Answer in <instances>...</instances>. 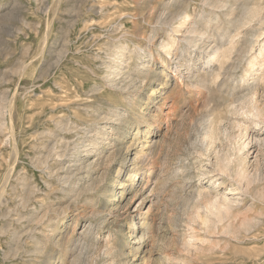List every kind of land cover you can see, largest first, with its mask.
Listing matches in <instances>:
<instances>
[{"label":"rangeland","instance_id":"rangeland-1","mask_svg":"<svg viewBox=\"0 0 264 264\" xmlns=\"http://www.w3.org/2000/svg\"><path fill=\"white\" fill-rule=\"evenodd\" d=\"M202 2L0 0V264H264V0H221L253 15L231 35L247 53L236 69L226 67L235 52L213 60L210 91L181 81L184 66L173 71L159 47L181 37L160 20L209 14ZM214 11L185 45L194 72L226 23L228 11ZM253 77L260 117L223 99ZM124 117L119 139L111 124ZM175 163L188 178H171ZM157 172L165 185L149 192Z\"/></svg>","mask_w":264,"mask_h":264},{"label":"bare ground","instance_id":"bare-ground-1","mask_svg":"<svg viewBox=\"0 0 264 264\" xmlns=\"http://www.w3.org/2000/svg\"><path fill=\"white\" fill-rule=\"evenodd\" d=\"M201 1V0H200ZM202 4L204 5H211V10H210V13L208 14V12L204 9L199 12L196 16H191L184 10H181L180 12H177L175 13L174 15H172L169 19H163V20H160L161 21V24L162 25H165L167 26L168 29H170L171 31L172 30H175L178 31L179 33H181V37L178 39L179 41H177V44L180 42V44H178L177 47H173V43H171V41H164V42H161L159 43V47H161L162 49L164 48L167 52V55L170 54L171 56H174V60H175V64H174V68H173V71H180L179 67L180 66H184V69H185V73H187L186 75L183 74L182 72H179V74L181 73L180 75V78H181V81L182 79H185L186 81H188L189 85L192 86V87H197V88H204L205 91H210V87L208 85V82L209 80H213V79H216L217 76L219 75V70L221 69L222 67V64H219V69L214 67L213 65V60L215 59H218L220 56L221 57H224L225 59H229L228 58V54H231L233 52H235V56L234 58L232 57V59L229 61V63L227 64V69H232V68H235L240 65V64H237V63H240V59L244 58L243 56L247 53V49L246 47L244 46H237L235 47L233 45V40H232V33L236 32L237 31V26L241 23L240 20L241 18H246L247 16H252L253 15V10L250 9L247 4L244 5V6H241V8H238V17H236V15L234 14V8H233V5L232 3H228V2H221V0H214V1H210V0H202ZM227 1V0H226ZM169 3V2H168ZM167 3V4H168ZM166 4V5H167ZM201 4V5H202ZM230 4V5H229ZM165 6V5H164ZM200 6V5H199ZM93 7V6H92ZM185 9V8H183ZM214 9H218V10H222L225 9L228 11V13L226 12L225 14V21L226 23H224L223 26H218L216 28H214L216 30V33H215V39H212V40H216V42L213 44L212 43H208L207 45V51L204 53L203 55V60L201 62V66H199V70L201 71H198V72H194L193 71V57H192V52L193 50L189 49L188 47H185L186 44H195L194 46H196V41L200 38H203V36H205V31H202L201 28L199 27V24L201 23L200 21H202L205 25V29L207 30V28H209L210 25L214 24V20L215 22H217V12L214 11ZM166 10V9H165ZM163 11V10H162ZM164 12V11H163ZM165 14V13H164ZM211 15V16H210ZM215 15V16H214ZM161 16V15H160ZM169 16V15H168ZM214 16V18H213ZM205 17H208V18H205ZM163 18V17H162ZM167 18V17H166ZM206 19V20H205ZM260 20L263 19V17H260L259 18ZM159 20V19H158ZM213 21V23H212ZM221 21V20H220ZM202 23V24H203ZM222 23V22H221ZM160 24V23H159ZM216 24V23H215ZM203 26V25H202ZM213 26V25H212ZM166 29V30H168ZM169 30V31H170ZM165 31V30H164ZM168 32V31H167ZM124 33V32H123ZM126 34V33H125ZM214 34V33H213ZM149 35V34H148ZM252 35V34H251ZM249 36V35H248ZM118 37V36H117ZM153 37V36H152ZM208 37V35H207ZM253 37V36H252ZM172 38V36L170 37ZM113 39V38H112ZM168 39V38H167ZM176 39V38H175ZM172 40V39H171ZM210 40V39H209ZM202 42V41H201ZM208 42V41H207ZM212 42V41H211ZM176 43V42H175ZM204 43V42H203ZM176 44V45H177ZM207 44V43H206ZM201 45V44H200ZM243 45V44H242ZM198 46V45H197ZM203 48H206V47H203ZM121 48H118V50L120 51ZM199 50V49H198ZM201 50V49H200ZM204 50V49H202ZM206 50V49H205ZM147 51V50H146ZM118 52V51H117ZM113 53L115 55V57H113L112 55V58L113 60L115 58H119V54L118 53ZM145 50H142V53H144ZM196 52V51H195ZM201 54V53H200ZM230 56V55H229ZM173 60V59H172ZM251 60V59H250ZM243 61V60H242ZM254 61V60H253ZM252 61L250 62L249 61V64H247L249 66V68L251 67V64ZM142 65H144L143 63H141ZM262 65V64H261ZM108 66V65H107ZM142 67V66H141ZM238 68V67H237ZM249 68L247 67V69L245 70V74H247L249 70ZM150 69V68H149ZM151 70V69H150ZM149 70V71H150ZM196 70V69H195ZM224 70V69H223ZM228 71V70H227ZM226 71V72H227ZM146 72V71H145ZM177 72V73H178ZM148 72H146L147 74ZM222 73V72H221ZM231 73V72H230ZM258 73V72H256ZM160 74V73H159ZM227 74V73H225ZM161 75V74H160ZM224 76V75H223ZM229 76V75H228ZM254 76V75H253ZM178 77V76H177ZM159 78V77H158ZM228 78V77H226ZM259 78V77H258ZM257 77H253L252 78V81L251 84L248 83V79L244 80V79H241V88L239 87V90H236L233 89L231 92L227 93L229 94V98L228 99H225L223 98L225 101L224 102H227V105L228 106H233L234 103H238V106H239V109L241 110L240 111V114H251L253 112V110L255 111L254 113V116L256 115L257 117H260L262 115V110L261 109H258V107L256 106V97H255V94L257 93V89H256V84H257ZM226 80V79H224ZM184 82V81H183ZM187 83V84H188ZM223 81H221L219 84H222ZM226 86V85H225ZM234 87V86H233ZM153 92V91H152ZM227 92V91H226ZM227 98V97H226ZM206 99V98H205ZM134 101V100H133ZM207 101H205L206 103ZM210 103V102H209ZM206 105V104H205ZM218 105V104H217ZM212 106V105H211ZM209 107V105L207 106ZM214 108H209V111L213 110ZM209 113V112H208ZM113 114V113H112ZM115 114V113H114ZM117 114V113H116ZM211 114V113H210ZM209 115V114H208ZM252 115V114H251ZM112 117V116H111ZM123 117V116H122ZM117 118V117H116ZM244 118V117H243ZM113 119V118H112ZM118 120L120 118H117ZM116 120V119H115ZM121 120H123V124L120 125H113L111 124V130H114L115 131V134L116 136L121 139L123 135V133H125L127 131V128H128V123H129V118L128 117H124V119L121 118ZM213 121L211 120L210 123H212ZM258 123V122H257ZM255 123V126L256 124ZM132 124V123H131ZM208 124V123H207ZM209 125V124H208ZM212 125V124H211ZM210 125V126H211ZM150 124L147 123V127H149ZM249 125L248 124H245V126L243 127L244 128V132L247 130V127ZM157 128H159L160 126L157 125L156 126ZM212 128V127H211ZM210 129V128H209ZM212 130V129H211ZM138 132V131H137ZM147 132H149V130H147ZM106 134V133H105ZM109 134V133H108ZM102 135V134H100ZM112 135V133H111ZM104 137V136H103ZM147 140V139H146ZM156 142V141H155ZM154 142V143H155ZM157 143V142H156ZM145 144V143H143ZM143 147L141 148V151H143V148L145 147L144 145H142ZM148 146V145H147ZM154 149L156 148V146H153ZM152 148V147H151ZM168 151V150H167ZM159 152V151H158ZM158 152H155V154ZM170 152V151H168ZM174 152V151H173ZM169 154V153H168ZM167 154V155H168ZM178 155V154H177ZM175 155V156H177ZM171 156V155H170ZM173 156V155H172ZM180 156V155H179ZM167 157V156H166ZM146 158V157H145ZM169 158V157H168ZM148 159V158H147ZM166 160V159H164ZM168 160V159H167ZM170 160V159H169ZM174 160V158L172 159ZM177 160V159H176ZM181 160V159H180ZM178 161V160H177ZM229 161V160H227ZM162 162V161H161ZM174 162V161H173ZM180 162V161H179ZM243 160H240L239 163H242ZM166 163V162H165ZM181 163V162H180ZM184 163V162H183ZM142 164V163H140ZM163 164V163H162ZM161 164V166H162ZM138 164H136L137 166ZM164 165V164H163ZM171 165V164H170ZM169 165V166H170ZM185 165V164H184ZM184 165H180L179 163H175V165H172L171 167V178L172 179H186L188 178L187 177V174L185 173V170L183 169L182 170V167H184ZM226 164L224 163V165L222 166V168L225 166ZM145 165H141V167H138L137 169H135L133 172L135 175H137V172L139 171L138 174H142L144 171L143 168H144ZM168 166V167H169ZM133 167V166H132ZM161 168V167H160ZM186 168V167H185ZM134 169V168H133ZM181 169V170H179ZM187 169V168H186ZM159 171V170H158ZM132 172V173H133ZM145 173V172H144ZM160 173L157 172V175H152V178H153V187L150 188L149 192L150 191H153V190H160L161 188L164 187L165 185V179L162 177V175H159ZM134 175V176H135ZM148 175V173H147ZM126 176L127 174L124 175V177L120 178V179H117L115 184H118V185H123L122 189L118 192L120 195L123 193L124 191V188H125V182L123 180H126ZM150 174L147 176L146 179H144V176L141 175V177L139 178L143 185H145L148 181H150L152 178H150ZM152 181V180H151ZM174 181V180H173ZM140 183V182H139ZM154 192V191H153ZM117 193V194H118ZM157 194V193H156ZM155 194V195H156ZM161 194V193H160ZM158 196V195H157ZM156 196V197H157ZM155 203V202H154ZM97 211V210H96ZM100 211V210H99ZM138 214V213H137ZM133 218H136L134 223H136V221L139 219V217L132 213L130 215ZM173 217V216H172ZM171 218V217H170ZM175 218V216H174ZM173 218V219H174ZM105 220V219H104ZM175 223V222H173ZM172 223V224H173ZM151 225L150 222L148 223V225H144V223L141 225V226H146V230L147 232L150 231V228H151ZM132 225H130L131 227ZM170 226V225H169ZM172 226V225H171ZM177 227V226H175ZM175 227L173 226V228L171 227V230L175 229ZM178 228V227H177ZM138 229V225H134V230H137ZM169 229V228H168ZM89 231V230H88ZM87 231V232H88ZM126 231V230H125ZM86 232V231H84ZM130 229L127 228V231L126 233H130ZM151 233V232H150ZM136 235L138 236V233L135 234L133 236V238L136 237ZM87 235L83 236V238H85ZM145 235H144V232L143 230L139 232V238H137L136 240H134L133 242H137L138 244L131 247L127 253H131V256H135L137 254V250L141 247L142 243L140 240L143 238L144 239ZM87 239V238H86ZM152 240V239H151ZM81 241H82V238H81ZM88 241V240H87ZM129 242V241H128ZM82 243V242H81ZM88 243V242H87ZM58 245V244H57ZM83 245V244H82ZM88 245V244H87ZM91 246V245H90ZM105 248V245L103 246ZM101 247V248H103ZM116 248V247H115ZM106 250V249H105ZM104 250V251H105ZM120 250V249H119ZM99 251V250H98ZM103 251V252H104ZM124 251V249H123ZM122 250L120 251H117L118 254L117 256H121V255H125L126 253L123 252ZM106 252V251H105ZM105 254V253H104ZM129 255V254H128ZM128 259V258H127ZM47 263V262H46Z\"/></svg>","mask_w":264,"mask_h":264}]
</instances>
